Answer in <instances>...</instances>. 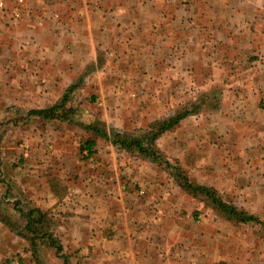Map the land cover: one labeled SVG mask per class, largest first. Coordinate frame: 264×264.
<instances>
[{
	"label": "crops",
	"instance_id": "0c3cea01",
	"mask_svg": "<svg viewBox=\"0 0 264 264\" xmlns=\"http://www.w3.org/2000/svg\"><path fill=\"white\" fill-rule=\"evenodd\" d=\"M1 3L0 116L19 118L22 131L35 132L21 144L32 149L24 152L25 160H9L14 165L9 179L15 182L10 185L32 208L61 222L63 247L75 248L83 264H167L180 260L176 250L182 254L177 264H204L209 260L203 257V234L227 245L211 261L264 264L261 224L229 221L179 184L171 198L174 209H167L163 200L176 186L172 169L163 166L159 173L152 161L136 156L125 165L131 157L122 158L111 137L92 132L88 126L97 123L96 115L89 112V121L81 110L91 98L103 121L120 134L129 133L120 102L135 103L125 106L127 115L155 120L142 131L186 108L193 110L158 139L164 159L190 171L191 181L214 188L229 203L264 220V0ZM73 85L70 120L28 116L30 110L57 105ZM79 129L106 141L105 146L99 141L98 159H89L93 172L76 151H69L76 150ZM45 149L53 153L44 156ZM57 169L67 170L69 177L57 175ZM187 196L202 208H185ZM155 198L159 205L152 204ZM182 209L198 215L193 236L180 237L186 233L182 227L178 238H171L167 211ZM239 225H257L261 235L239 239ZM11 228L0 220V249L9 256L21 253L22 264H35L30 252L16 247H25V240ZM233 244L235 253L228 247ZM254 250L260 252L253 255ZM4 256L0 253V264Z\"/></svg>",
	"mask_w": 264,
	"mask_h": 264
},
{
	"label": "rangeland",
	"instance_id": "374dc122",
	"mask_svg": "<svg viewBox=\"0 0 264 264\" xmlns=\"http://www.w3.org/2000/svg\"><path fill=\"white\" fill-rule=\"evenodd\" d=\"M16 1L18 2V0H16ZM16 5H18V4H16ZM88 101L89 102L86 103L83 106V108L81 109L82 111H84L85 117H88L89 121H93V118L89 115V112L94 113L96 115V120H98L97 126L100 129H102V127H103V130L107 129V132L110 131L108 133L111 134V132L114 131L112 128V124H107V122L103 121V119L101 117V112L99 114L97 113L96 109H99V107L96 106L97 103L94 100L91 101V98H88ZM95 103H96V105H94ZM120 105H123V107H120V108L124 112V114H123L124 118L122 117L124 124L123 123L122 124L126 126L129 133H136L140 129L146 128L148 125H150L151 123H153L155 121V120H149V119H139V118H135V117H131V116L127 115L126 112L124 111L125 106H129V105L134 106L135 103L133 104L131 102H125V103L120 102ZM2 106H3V104L0 103V107H2ZM81 110H78V111H81ZM17 120H19V118H13V117L9 118V117L0 116V183L4 182L6 184L2 188L0 186V220H3L4 222H6L12 226V228L10 229L12 233L16 234L19 237L24 236L22 238L25 240V243H24L25 247L23 245H18V246L16 245V247H21L23 252H24V250H26L27 252H30L31 255L29 258H31V261L34 262L35 264H83L82 259L78 255L79 252H77L75 248L74 249L73 248L68 249V248L63 247L62 254L64 256H66V258H67V262H65V260H63L61 255L57 256L56 249L51 248L50 246L46 245L43 240H39L38 244L36 246H32L31 242L29 240H27L28 236L26 237L27 239L25 238V233H26L25 226L27 224V221L25 218H22L20 216V213L15 211V209L21 210V211H24L25 213H27L33 206H32V202L30 200H28L27 197H24V198L20 197V195H19L18 191L15 189L14 185H13V187H12V185H10L12 183L15 184V182H13L9 179L10 177H14L13 172H12L14 170V165H13V162L9 161V160L14 159L15 161H19L20 158H22L23 161L25 160L23 158L24 152L25 151L30 152V150H32V149H30L29 146H28V148L22 147L21 144L25 145V143H26L25 137L27 135H33V133H35V132L32 130L22 131L23 127L22 128L18 127V123L16 122ZM14 122H16V123H14ZM39 124H41V123H38V125ZM10 125H12V126H10ZM42 125L46 126L44 123ZM17 129H20V131H18ZM121 131L126 132L123 130H121ZM21 135L23 136L22 137L23 139H20L21 141L18 142L16 145L15 142H17V140H18V136H21ZM47 135H49V134H47ZM28 137H30V136H28ZM75 137H77V139H76V141H77L76 150L69 149V151H72L75 154L77 152L78 155H80L81 160L84 162V166L86 168H88V170H91V172H93V170H94L93 168H95V167H92L90 165V163H91L90 160L98 159V157H96L94 154L92 157L87 158V156H88L87 151L85 150L84 154H82V151L80 150V148L82 149V147H84V144L86 143V141L88 139H94L95 137L89 136L88 132L82 131L80 129L76 132ZM47 139H49V138H47ZM9 140L13 141L14 144L10 145ZM95 140H96V138H95ZM99 141H102V144L105 146V143H106L105 140H103V139L96 140V145L94 147L95 152H97V147L99 146ZM160 144H161V147L159 146V142H157V145H158L159 149L161 150L162 146L164 144L162 145V141ZM78 145H79V147H78ZM119 150H122V149H119ZM161 152L164 155V157H167V155L165 153H163L162 150H161ZM52 153H53L52 150L45 149V150H43L42 155L48 156L49 154H52ZM121 153H124V156H122V158L127 157V155L129 157H131L130 162H129V160H127V162H129V163H127L125 165L131 164L132 156H136V157L140 158V156L138 154L128 153L125 150H122ZM69 154H71V153H69ZM170 158H171V156H170ZM126 159H128V158H126ZM152 165L156 168V170L159 173L165 170V167H163L162 165L158 166V165L153 164V163H152ZM186 173H187L186 175L190 176V171H186ZM4 174H6L7 177L4 178ZM56 174L57 175H64L65 174V175H67V177H69L70 173L68 174L67 170H65L64 172H61V170L57 169ZM158 178L161 179L160 177H158ZM171 178L173 179L174 184L177 186L178 183L175 181V179L172 175H171ZM191 179H192V177H191ZM7 180H9L10 183H8ZM176 186L175 187H169V188H174L173 189L174 191L172 193H170L166 198H164V200H163L164 204L162 203L164 206H167V209H168V207H170L169 210L174 209L172 204H171V198L174 197L175 194H177V190H179L178 189L179 185L177 187ZM9 189H10L11 193H10ZM138 189H141V188L139 187ZM157 189L162 190L161 187H157ZM4 192H5V195H3ZM161 199H163V198L161 197ZM157 200L158 199L155 198V202L152 204L153 205L154 204L159 205V203L161 201L157 202ZM228 200L233 202V200H231V199H228ZM186 201H187V204H186L187 207L184 205L183 206L185 208H187L188 210L189 209L193 210L194 206H196L197 208L198 207L202 208V205L200 204L199 200H193L192 198L187 196ZM167 212H168V214H167L168 217H167L166 221L170 222L169 223L170 227H169L168 233H169L171 238L172 237L178 238L176 235H177V233H179L181 231L182 227H184L186 229V233L184 236L179 234L180 237H187V236L192 237L193 236V223H194L195 219L198 218L197 214H195V215L187 214L186 211H184L183 209L179 213L175 212L174 214L169 213V211H167ZM208 214H209V216L210 215L213 216V214H210V213H208ZM211 216H210V218H211ZM203 219L208 220L209 218H208V216H206ZM172 222H174V223H172ZM46 223H47V231L48 230L52 231L54 236L60 240V236H61L62 231L59 227L61 225V222L58 219H56L55 216H51V214L48 213ZM174 226H175V228H174ZM159 229H160V227H159ZM235 230H236L235 236L237 238H239V239L240 238L241 239L242 238H249L251 240H253V238H258L259 234L261 232L260 228L257 227V225H249L248 227H243V226L239 225V226H236ZM171 231H173L174 235L172 234ZM157 232L160 234V237H161V235H163L159 231H157ZM164 234H166V233H164ZM188 234H190V235H188ZM201 236L203 238V240H202V244H203L202 247H203V252H204L203 257L207 256L208 260H209V262H203V263L204 264H207V263L208 264H220L219 261H215V260L211 261L212 258H210V257H213L215 255L216 256L219 255L220 254L219 251H221V252L226 251L227 245L225 244V242H223V240H220V239L215 241V239L217 237H214V236L206 237V238H204L203 234H201ZM247 243H248V241L246 242V244ZM244 246L245 245H242V247H244ZM228 247H231V249L234 253L238 249L235 247L234 244L230 245ZM176 252H177V254H175V258L179 257L180 260H178V259L168 260L167 264H177L178 261H181L182 254H180L179 250H176ZM248 252H250L249 249H248ZM254 252H260V251L254 250L253 255H255ZM0 253H3L5 255L4 258L2 259L3 264H22V260H25L24 256H22L21 253H18L17 251L15 253H12V255H10V256L6 255L1 249H0ZM222 263H224V262H222ZM164 264H165V262H164Z\"/></svg>",
	"mask_w": 264,
	"mask_h": 264
},
{
	"label": "trees",
	"instance_id": "16d2710c",
	"mask_svg": "<svg viewBox=\"0 0 264 264\" xmlns=\"http://www.w3.org/2000/svg\"><path fill=\"white\" fill-rule=\"evenodd\" d=\"M77 89V86H71L62 100L55 106L48 109L30 110L28 116H37L43 121H68L70 120L72 111L69 110L68 104L71 94ZM193 110L188 108L178 112L175 116H172L163 121H157L147 131L139 130L136 133L120 134L114 131L109 134L107 129L101 130L97 123H91L88 128L97 134L100 132V136L109 140L110 137L115 146L119 149L125 150L128 153H136L143 159H148L158 166H166L171 168V175L175 181L190 195L201 196L205 199L208 205H210L220 216H223L229 221H233L237 224H261L264 228V220L257 216L251 215L244 210L237 208L234 204L226 201L217 190L206 186H201L188 178L186 171L182 169L179 164L172 165L169 161L164 159V156L157 145L158 139L167 131L176 127L179 122L190 115ZM96 141L89 139L82 147V153L86 150L88 153L87 158L92 157L96 152L94 147ZM20 216L25 218L27 224L25 226V238L31 242L32 246H36L39 240H43L46 245L56 249L57 256L61 255L63 260L67 262L66 256L62 254L63 246L61 241L57 239L53 232L47 231V216L48 212H44L38 208H31L27 213L19 210ZM24 237V236H22ZM35 252V251H34Z\"/></svg>",
	"mask_w": 264,
	"mask_h": 264
},
{
	"label": "built area",
	"instance_id": "2783aa9c",
	"mask_svg": "<svg viewBox=\"0 0 264 264\" xmlns=\"http://www.w3.org/2000/svg\"><path fill=\"white\" fill-rule=\"evenodd\" d=\"M24 0H18V3H23ZM0 6H2V3L0 4Z\"/></svg>",
	"mask_w": 264,
	"mask_h": 264
}]
</instances>
